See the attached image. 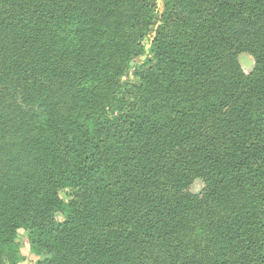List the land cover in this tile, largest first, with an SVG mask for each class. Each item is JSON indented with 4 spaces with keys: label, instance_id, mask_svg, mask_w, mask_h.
I'll list each match as a JSON object with an SVG mask.
<instances>
[{
    "label": "trees",
    "instance_id": "obj_1",
    "mask_svg": "<svg viewBox=\"0 0 264 264\" xmlns=\"http://www.w3.org/2000/svg\"><path fill=\"white\" fill-rule=\"evenodd\" d=\"M20 232L33 264H264V0H0V264Z\"/></svg>",
    "mask_w": 264,
    "mask_h": 264
},
{
    "label": "rangeland",
    "instance_id": "obj_2",
    "mask_svg": "<svg viewBox=\"0 0 264 264\" xmlns=\"http://www.w3.org/2000/svg\"><path fill=\"white\" fill-rule=\"evenodd\" d=\"M162 6H163V0H157V7L156 8H154L152 6L151 7L154 9V11H158L162 8ZM153 23L154 24L152 26H149L148 28H144L142 30V35L139 39L140 44L142 46H144L145 49H146V47L149 48L150 44L153 42L156 30H157L158 26L160 25V22L158 20H157V23H155L153 20ZM152 27H155V29L152 30ZM141 55H139L137 58H135L134 61L135 62L139 61L141 58ZM239 62H240V65H241V67H242V69L246 75L250 74L251 71L254 69V59L248 53L240 54L239 55ZM126 70L129 71L128 75L133 76L132 75L134 72L133 69L128 68ZM126 76H127L126 73H124V75L120 74L118 78L121 81V80H125ZM119 79H118V82H119ZM203 186H204V184L201 180H196L190 186L189 191L192 193H198L202 190ZM16 245L18 247V252H19V256H20V260L17 262V264H33L35 262L37 256L31 251L30 246H29V242L26 239L23 232H20V237L18 238Z\"/></svg>",
    "mask_w": 264,
    "mask_h": 264
},
{
    "label": "water",
    "instance_id": "obj_3",
    "mask_svg": "<svg viewBox=\"0 0 264 264\" xmlns=\"http://www.w3.org/2000/svg\"><path fill=\"white\" fill-rule=\"evenodd\" d=\"M149 3L152 7L156 8L157 7V0H149ZM155 19H154V22L157 23V19H158V13L155 12ZM155 27H152V30H154ZM148 54H149V51H148V47H146V52L143 56H141L140 58V62L139 63H142L146 60V58L148 57ZM134 65V62H130V66H133ZM129 74V71H126V75Z\"/></svg>",
    "mask_w": 264,
    "mask_h": 264
}]
</instances>
